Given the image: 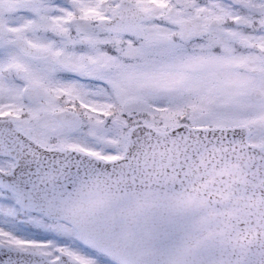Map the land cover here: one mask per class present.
Returning a JSON list of instances; mask_svg holds the SVG:
<instances>
[{"label":"snow or ice","instance_id":"snow-or-ice-1","mask_svg":"<svg viewBox=\"0 0 264 264\" xmlns=\"http://www.w3.org/2000/svg\"><path fill=\"white\" fill-rule=\"evenodd\" d=\"M0 264H264V0H0Z\"/></svg>","mask_w":264,"mask_h":264}]
</instances>
